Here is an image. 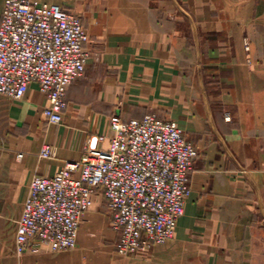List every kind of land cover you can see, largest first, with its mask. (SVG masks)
Masks as SVG:
<instances>
[{
	"label": "crops",
	"instance_id": "1",
	"mask_svg": "<svg viewBox=\"0 0 264 264\" xmlns=\"http://www.w3.org/2000/svg\"><path fill=\"white\" fill-rule=\"evenodd\" d=\"M40 1L82 18L91 55L60 123L48 121L36 83L22 99L0 94V264H264V0ZM151 112L176 121L199 151L174 236L116 253L97 192L75 248L17 254L32 177L109 145L114 117ZM45 144L53 157L40 155Z\"/></svg>",
	"mask_w": 264,
	"mask_h": 264
},
{
	"label": "built area",
	"instance_id": "2",
	"mask_svg": "<svg viewBox=\"0 0 264 264\" xmlns=\"http://www.w3.org/2000/svg\"><path fill=\"white\" fill-rule=\"evenodd\" d=\"M88 39L73 11L40 0H5L0 94L22 99L36 83L48 100V121L62 122L67 88L87 68ZM110 130L109 145L89 144L80 160L66 162L53 176L32 177L17 223V254L75 248L97 192L107 201L120 254L147 250L174 236L191 192L197 146L176 121L152 112L142 118L114 117ZM40 155L53 157L54 146L45 144Z\"/></svg>",
	"mask_w": 264,
	"mask_h": 264
},
{
	"label": "rangeland",
	"instance_id": "3",
	"mask_svg": "<svg viewBox=\"0 0 264 264\" xmlns=\"http://www.w3.org/2000/svg\"><path fill=\"white\" fill-rule=\"evenodd\" d=\"M110 225H111V220H110ZM117 239H118V238H117ZM117 239H116V242H117ZM116 242H115V252L118 253V254H120V253L118 252L117 248H116Z\"/></svg>",
	"mask_w": 264,
	"mask_h": 264
}]
</instances>
